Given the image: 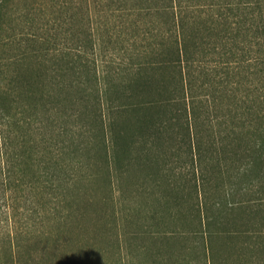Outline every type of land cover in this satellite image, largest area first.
I'll list each match as a JSON object with an SVG mask.
<instances>
[{"label":"trees","instance_id":"1","mask_svg":"<svg viewBox=\"0 0 264 264\" xmlns=\"http://www.w3.org/2000/svg\"><path fill=\"white\" fill-rule=\"evenodd\" d=\"M143 1L138 9L156 14L160 43L148 54L147 47L138 52L126 81L113 76L112 62L100 58L105 47L92 40L89 56L82 45L75 50L74 78L41 71L39 60L40 71L31 76L23 54H0V238L7 264L23 263L31 235L68 220L62 204L78 180L75 156L88 151L75 143L84 136L102 138L109 174L121 141L132 135L147 144L170 129L173 155L180 158L182 151L195 164L193 189L201 205L218 213L251 204L238 198L252 187L264 192V0ZM3 39L0 32L4 50ZM43 132L49 134L47 148ZM57 136L61 145L54 143ZM211 149L221 155L212 171ZM64 154H70L68 163L59 159ZM221 172L232 176L217 184L222 194L211 205L206 190L216 184L212 173ZM257 200L264 206V196ZM200 225L211 255L213 240L237 233L218 229L222 219L206 210Z\"/></svg>","mask_w":264,"mask_h":264},{"label":"rangeland","instance_id":"2","mask_svg":"<svg viewBox=\"0 0 264 264\" xmlns=\"http://www.w3.org/2000/svg\"><path fill=\"white\" fill-rule=\"evenodd\" d=\"M143 4V0H0V32L8 43L0 54H23L31 76L37 75L35 60H39L41 71L74 78L70 67L77 61L75 50L82 45L89 56L86 44L92 40L105 47L100 58L112 62L113 76L126 81V69L138 61V52L147 47L148 54L160 43L156 14L152 9L139 10ZM166 130L147 144L132 135L121 141L116 168L109 174L102 138H77L75 143L86 145L88 151L75 156L81 162L75 168L78 180L70 186L69 202L62 204L68 220L50 222L31 235L22 264H264V206L257 200L264 192L252 187L238 198L251 204L230 214L203 207V198L193 189L198 178L191 167L195 164L182 151L180 158L173 155L176 142ZM201 131L205 137L206 128ZM217 131L214 126L216 137ZM41 136L42 147L47 148L49 134ZM61 139L57 136L54 143L61 145ZM214 152L207 150L211 171L215 157L221 158ZM69 155H62L61 163H68ZM221 173L218 177L212 173L216 184L206 190L211 205L222 194L217 184L232 176ZM205 210L220 216L218 229L237 231L213 240L212 255L200 225ZM2 242L0 238V264H7Z\"/></svg>","mask_w":264,"mask_h":264}]
</instances>
